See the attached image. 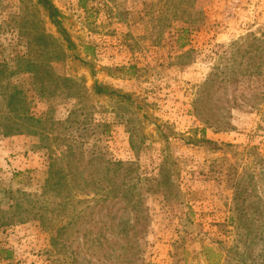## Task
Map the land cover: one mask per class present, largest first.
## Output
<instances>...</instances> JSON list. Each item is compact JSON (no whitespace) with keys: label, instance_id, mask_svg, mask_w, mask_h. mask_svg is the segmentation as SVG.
<instances>
[{"label":"rangeland","instance_id":"obj_1","mask_svg":"<svg viewBox=\"0 0 264 264\" xmlns=\"http://www.w3.org/2000/svg\"><path fill=\"white\" fill-rule=\"evenodd\" d=\"M51 1L65 33L39 0H0V208L5 189L39 192L52 157L77 141L86 156L138 166V262L262 263L264 78L247 79L240 106L237 86L209 87L201 105L227 128L200 120L195 99L212 73L247 62L233 57L235 42L264 46V0ZM95 82L116 92L98 94ZM24 109L41 120L23 122ZM9 117L24 131L5 134ZM202 129L217 148L188 140ZM162 175L163 190H147ZM51 235L37 220L0 226V264H125L121 245L109 257L108 244L96 255L90 241L78 249L74 236L56 245Z\"/></svg>","mask_w":264,"mask_h":264},{"label":"trees","instance_id":"obj_2","mask_svg":"<svg viewBox=\"0 0 264 264\" xmlns=\"http://www.w3.org/2000/svg\"><path fill=\"white\" fill-rule=\"evenodd\" d=\"M39 2L48 10L52 22L59 31L65 33L58 8L51 0H39ZM255 39L250 42L251 39L245 38L248 45L251 46L250 48L244 47V43L240 44L239 41L234 44L233 57L241 55L246 57L247 62L240 61L238 65L234 66L226 65L225 70L212 73L213 76L200 86L195 99V110L199 119L205 124L218 128L231 126V124H226L215 118L205 104L201 105L203 99L209 96V87L217 85L224 89L232 85L237 86L242 91H238L239 93L234 95L232 104L240 106L243 101L245 102L249 98L246 96L247 93H243V88L247 83L249 85L247 79L264 78V46L255 42ZM221 73H224V76L218 81L215 76H220ZM227 73L234 75L232 79L226 78ZM94 90L98 94L116 92L108 85L97 82H95ZM17 93L18 91H14L10 94L9 104L15 105L21 101L20 99L15 100ZM12 109L18 110L17 107ZM15 115H18L25 123L41 120L25 109ZM8 120L10 123L5 134L24 131L23 123L12 122L14 118L11 117ZM201 131L202 136L195 135L189 137L188 140L196 144L214 145L213 148H217L216 141L206 137L205 129ZM79 146L77 141L70 142L62 151L61 156L52 157L39 192L22 191L21 189L4 190L7 207L0 208V218L2 219L0 226L37 220L44 229L50 230L53 244L59 245L64 235L72 236V239L74 236L76 239L73 240L79 242L78 249L81 243L87 244V241H90V250L96 255L104 253L106 244H108L107 255L109 257L117 255L118 250L115 246L121 245L120 255L123 256L125 264H163L151 261L138 262L140 233L147 220L142 207L141 189L143 187L138 188L139 181L137 179L140 178L137 172L138 166L134 162L107 158L100 152L86 156L83 151L78 150ZM68 157H74L75 162L68 161ZM64 159L67 162H64ZM74 170H88L89 173L76 175L73 173ZM146 182L149 183L147 190L159 191L163 190L165 179L162 175L158 179L147 178ZM21 206L29 207L18 212L17 209ZM103 208L107 209L108 219L106 221L97 217ZM123 212L127 213L126 217L119 218V214ZM87 223H90L89 226ZM104 231H108L112 236L107 237L104 235ZM111 244L112 248H110ZM0 252H3V249H0ZM10 255L11 252L7 251V256ZM258 263L259 260L256 261V264ZM259 264H264V260Z\"/></svg>","mask_w":264,"mask_h":264}]
</instances>
